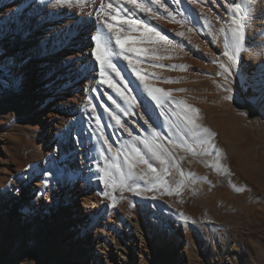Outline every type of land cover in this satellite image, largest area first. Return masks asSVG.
<instances>
[{"label":"bare ground","instance_id":"bare-ground-1","mask_svg":"<svg viewBox=\"0 0 264 264\" xmlns=\"http://www.w3.org/2000/svg\"><path fill=\"white\" fill-rule=\"evenodd\" d=\"M137 2L159 18L128 0H0V139L11 146L0 159L1 197L13 201L15 194L42 210L41 232L58 219L87 225L113 202L129 206L143 230L145 216L163 204L146 199L144 215L135 198L109 200L123 185L144 194L149 179L155 186L165 181L163 195L179 186L199 191L206 188L199 180L216 186L226 178L228 159H235V177L254 181L264 171V0L246 5L238 50L227 31L228 9L242 0ZM108 23L119 29V44ZM97 35L114 53L115 69L106 64L103 76ZM186 116L215 134L210 144L219 157L208 156L215 149ZM105 171L115 189L105 185ZM214 199L207 191L200 201ZM101 249L100 241L86 244L88 256L95 253L90 264L98 252L99 262H111Z\"/></svg>","mask_w":264,"mask_h":264},{"label":"rangeland","instance_id":"rangeland-1","mask_svg":"<svg viewBox=\"0 0 264 264\" xmlns=\"http://www.w3.org/2000/svg\"><path fill=\"white\" fill-rule=\"evenodd\" d=\"M4 148L11 152L10 143L0 139V159L5 157ZM212 151L208 156L215 154ZM234 165L235 159H228V175L216 186L207 177L197 181L206 187L199 191L179 186L163 195L165 181L155 186L149 179L144 194L126 185L118 188L109 200L135 198L144 215L146 199L161 200V212L145 216L143 230L129 206L119 208L113 202L87 225L58 219L41 232L42 210L38 213L15 194L13 201L2 198L0 189V264H90L95 253L88 256L86 244L93 240L101 242L105 256H111L108 264H264V171L252 181L235 177ZM9 186L7 182L5 187ZM207 191L215 199L205 204L200 199ZM171 194L179 195L178 200H169ZM58 204L62 206L61 199ZM99 255L95 260L103 264Z\"/></svg>","mask_w":264,"mask_h":264},{"label":"snow or ice","instance_id":"snow-or-ice-1","mask_svg":"<svg viewBox=\"0 0 264 264\" xmlns=\"http://www.w3.org/2000/svg\"><path fill=\"white\" fill-rule=\"evenodd\" d=\"M61 3H70L71 0H60ZM129 3H131L133 5L134 9H140L142 11H145L146 13L151 14L152 16H154L155 18H159L155 16V13L151 12L150 8H146L145 5L143 3H139L137 2V0H128ZM152 3H158V0H151ZM253 0H242V3L240 4H234L232 6L229 7L228 11L231 13L230 16V23L227 26V31L231 33V37H232V46L234 49H239L241 42L244 39V35H245V28H246V21L249 18V14H250V8L246 7V5H250L252 4ZM108 8H111V4H109L107 6ZM160 7H164L163 4H160ZM167 10V9H165ZM132 15H135V12H132ZM112 19H115V17H112ZM124 23L129 24L130 26H133V22L132 21H123ZM142 23V22H141ZM106 27L108 29V31L110 33H113L115 35V39L117 44L120 43V36L118 34L119 29H114L113 25L108 23L106 24ZM146 31L149 32H155L154 29L151 28H146ZM221 31H224V28L221 29ZM182 35V33H181ZM155 36L158 38L159 41H166L167 38L160 35L159 32H155ZM93 39L95 40V45H96V49L94 52V55L96 56V59L100 62L101 64V75L103 76V68L104 66L107 64L109 67H112L113 69H115V66L111 64V60L110 57L114 54L112 52V50L108 47V41L107 40H102L101 35H97L95 37H93ZM124 54V50L122 49L120 52V55ZM224 55L228 57V60L231 61L233 64H235V56L234 54H230L228 51L224 52ZM127 58V57H126ZM129 63H131V61H129ZM225 71H227V69H225ZM156 91H161L160 89H157ZM181 91H183V89H181ZM151 94V93H150ZM165 95H169V93H165ZM153 99H157V97L155 95H153ZM226 99H229V97H226ZM192 112L194 113H198V109L192 108L190 109ZM185 120L187 121L188 124L192 125L193 128L195 130H197L198 132H202L203 134H206V136L208 137V139L203 140V143H209L211 141V138L214 137V133L210 131V129L206 128V127H202L200 124H198L196 122V119L190 116H186ZM117 123H119V121H117ZM145 145L147 147H149V151L152 152V155L160 161L161 164L165 163V161L161 158V155L159 152L155 151L154 149L151 148V146L148 145L147 141H144ZM210 146L215 149V154L217 157H219L221 155V152L219 149L216 148V146L214 144H210ZM146 162V161H145ZM219 163V161L217 160V164ZM150 170L155 172L156 169L152 168L151 165H149ZM165 171H167V169H165ZM206 179V178H205ZM105 185L107 187H111L113 189H115L116 185V181L115 179L112 177L111 173L108 171H105ZM237 191H243V189L237 188ZM105 195H108V193H105Z\"/></svg>","mask_w":264,"mask_h":264}]
</instances>
